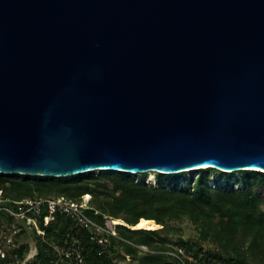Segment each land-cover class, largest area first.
Returning a JSON list of instances; mask_svg holds the SVG:
<instances>
[{
    "label": "water",
    "instance_id": "1",
    "mask_svg": "<svg viewBox=\"0 0 264 264\" xmlns=\"http://www.w3.org/2000/svg\"><path fill=\"white\" fill-rule=\"evenodd\" d=\"M264 171V0H0V172Z\"/></svg>",
    "mask_w": 264,
    "mask_h": 264
},
{
    "label": "trees",
    "instance_id": "2",
    "mask_svg": "<svg viewBox=\"0 0 264 264\" xmlns=\"http://www.w3.org/2000/svg\"><path fill=\"white\" fill-rule=\"evenodd\" d=\"M211 169L218 171L216 184L209 179ZM183 172H157L156 184L138 181L136 173L119 170L64 176L0 172V188L10 198L55 194L79 200L89 193L90 208L86 212L92 219L104 224L107 218H121L123 223L115 224L117 235L107 234L116 241L110 246L91 240L85 230L64 216L48 228L49 240L55 243H60L68 231L78 234L83 264H123L120 259L126 254L133 264H181L164 251L174 245L185 246L200 262L211 259L223 264H264V171H223L207 166L199 168L196 177L181 179ZM140 217L153 218L162 228H132ZM170 220L189 221L197 235L184 239L179 234L173 239L177 229ZM37 244L38 253L29 264H54L58 254L53 246L40 237ZM27 248L23 239L19 253L24 255Z\"/></svg>",
    "mask_w": 264,
    "mask_h": 264
},
{
    "label": "built area",
    "instance_id": "3",
    "mask_svg": "<svg viewBox=\"0 0 264 264\" xmlns=\"http://www.w3.org/2000/svg\"><path fill=\"white\" fill-rule=\"evenodd\" d=\"M91 195L84 193L79 200H70L61 195H24L19 198L7 197L0 188V264H29L38 253L37 238L53 246L58 254L54 264H83V255L78 234L70 231L61 236L60 243L49 240L48 228L59 216L74 221L87 232L89 238L103 246L116 244L107 234L117 235L114 218H107L104 224L92 219L86 212L90 208ZM26 240L28 248L24 255L19 248ZM143 249L150 250L145 245ZM175 256L181 264H223L221 261L200 262L185 246L174 245L164 250ZM128 260H132L126 254ZM65 259L66 261H64ZM132 264V263H131Z\"/></svg>",
    "mask_w": 264,
    "mask_h": 264
},
{
    "label": "rangeland",
    "instance_id": "4",
    "mask_svg": "<svg viewBox=\"0 0 264 264\" xmlns=\"http://www.w3.org/2000/svg\"><path fill=\"white\" fill-rule=\"evenodd\" d=\"M96 175L99 174V171H95ZM156 173L154 171L155 174V181L152 182L153 184H156ZM144 174V177L143 175ZM198 174V169H192V170H187L185 172H183L182 174H180V178L183 179V176L186 177H196V175ZM238 174H241V172H239ZM147 176H148V172H142L140 174H137V180L141 181L142 179H144L147 183H151L147 181ZM177 176V175H176ZM210 180H212V184H216L217 183V179L219 178L218 176V171H216L215 169H211L210 170V176H209ZM170 224L172 227L176 228L177 231L172 234V238L176 239L178 237V235L180 234L184 239H187L189 237H194L197 235V230L194 226V224L190 223L189 221H183L181 223L175 221V220H170ZM204 244L208 245L207 242H204ZM121 263L123 264H133L134 260H128V257L125 255L124 258L120 259Z\"/></svg>",
    "mask_w": 264,
    "mask_h": 264
},
{
    "label": "bare ground",
    "instance_id": "5",
    "mask_svg": "<svg viewBox=\"0 0 264 264\" xmlns=\"http://www.w3.org/2000/svg\"><path fill=\"white\" fill-rule=\"evenodd\" d=\"M203 167H207V166H203ZM189 170H192V169H189ZM146 172H148L147 181L151 183L154 182L155 181L154 171L148 170ZM114 221L116 223H123V220L121 218H114ZM131 227L132 228H145V229H160L162 228V224L158 223L153 218L140 217L137 223H135L134 225H131Z\"/></svg>",
    "mask_w": 264,
    "mask_h": 264
}]
</instances>
